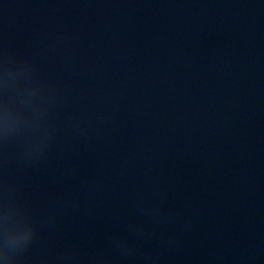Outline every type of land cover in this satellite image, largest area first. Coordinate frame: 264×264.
Returning a JSON list of instances; mask_svg holds the SVG:
<instances>
[{
    "label": "water",
    "instance_id": "obj_1",
    "mask_svg": "<svg viewBox=\"0 0 264 264\" xmlns=\"http://www.w3.org/2000/svg\"><path fill=\"white\" fill-rule=\"evenodd\" d=\"M0 264H264V0H0Z\"/></svg>",
    "mask_w": 264,
    "mask_h": 264
}]
</instances>
